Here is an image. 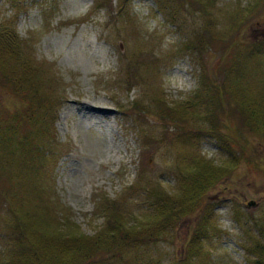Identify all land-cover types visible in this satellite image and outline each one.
<instances>
[{
    "label": "rangeland",
    "instance_id": "374dc122",
    "mask_svg": "<svg viewBox=\"0 0 264 264\" xmlns=\"http://www.w3.org/2000/svg\"><path fill=\"white\" fill-rule=\"evenodd\" d=\"M119 2L0 0V23L15 26L57 81L42 87L57 100L54 123L47 117L45 124L53 136L46 151L57 161L41 171L43 199L91 235L103 227L108 201L131 224L154 210L153 193H175L179 165L236 158L197 212L157 239L145 232L103 264L187 262L188 242L205 216L197 264H254L253 246L264 242V139L247 133L239 109L216 103L213 92L226 82L227 49L239 42L246 89L264 98V0H213L207 11L196 1L128 0L126 22L116 14ZM195 40L206 50H194ZM89 103L107 115L86 117ZM183 125L189 135L177 130ZM34 183H22L30 200ZM4 214L0 203V252L10 236Z\"/></svg>",
    "mask_w": 264,
    "mask_h": 264
},
{
    "label": "trees",
    "instance_id": "16d2710c",
    "mask_svg": "<svg viewBox=\"0 0 264 264\" xmlns=\"http://www.w3.org/2000/svg\"><path fill=\"white\" fill-rule=\"evenodd\" d=\"M182 1L191 5L196 1L202 4L204 11L214 4L213 0ZM127 2L120 0L116 12L118 17L126 19L125 22L129 17ZM253 7L251 5L250 8ZM7 23H0V203L5 205L4 221L1 223L10 236L6 248L0 252V264H103L106 257L118 255L146 237L150 239L156 235L157 239L166 230L175 229L181 219L199 210L208 191L227 176L228 169L236 165V158L228 161L231 165L220 163L216 166L202 158H193L187 164L179 165L181 178L175 193L169 196L161 194V197L153 193L156 203L150 214L129 224L115 203L108 201L102 214L103 227L91 235L85 234L69 218L58 215L55 203L43 199L39 181L41 171L46 166H53L52 163L56 165L57 161L45 147V142L53 138L47 131L46 118L54 123L57 100L50 91L44 92L42 87L51 89L57 81L45 69L44 63L33 57L31 45L28 46V42L19 36L15 26ZM191 46L199 53L206 50V44L199 40L192 42ZM208 47L211 48V45ZM238 53L239 42L230 44L224 67L226 82L215 85L213 93L216 103L225 108L239 109V115L247 125V133L251 132L252 136L263 140L264 98L246 89ZM139 108V114L148 115L147 109ZM174 117L182 119L179 112ZM180 121L176 123L179 126ZM210 129L212 134L217 135L218 126L213 125ZM177 130L189 135L184 125L183 128L177 126ZM23 180L36 183L31 200L23 192ZM207 219L205 216L188 242L186 253L190 259L172 264H197L194 259L203 253V236L207 229V225L205 228L203 224L207 223ZM258 231L264 239V223ZM252 252L255 256L253 263L264 264V242L257 241Z\"/></svg>",
    "mask_w": 264,
    "mask_h": 264
},
{
    "label": "bare ground",
    "instance_id": "6f19581e",
    "mask_svg": "<svg viewBox=\"0 0 264 264\" xmlns=\"http://www.w3.org/2000/svg\"><path fill=\"white\" fill-rule=\"evenodd\" d=\"M93 103H89V104H87L86 106L88 107V110H87V112H84V115L86 116V117H93V118H96L95 116H93V115H91V114H89L90 112H99V113H101L102 115H107V113L105 112L106 110L104 109V108H102V107H100V106H93L92 105ZM85 110V111H86ZM98 119L99 118H102L101 116H98L97 117ZM107 119H108V116H107Z\"/></svg>",
    "mask_w": 264,
    "mask_h": 264
},
{
    "label": "water",
    "instance_id": "95a60500",
    "mask_svg": "<svg viewBox=\"0 0 264 264\" xmlns=\"http://www.w3.org/2000/svg\"><path fill=\"white\" fill-rule=\"evenodd\" d=\"M251 204H252V203H251ZM251 204H250V205H251Z\"/></svg>",
    "mask_w": 264,
    "mask_h": 264
}]
</instances>
